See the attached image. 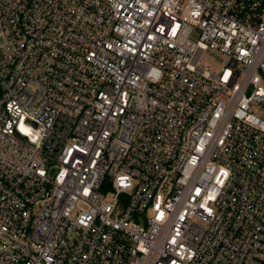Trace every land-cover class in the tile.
Returning <instances> with one entry per match:
<instances>
[{
	"label": "built area",
	"instance_id": "1",
	"mask_svg": "<svg viewBox=\"0 0 264 264\" xmlns=\"http://www.w3.org/2000/svg\"><path fill=\"white\" fill-rule=\"evenodd\" d=\"M0 264H264V0H0Z\"/></svg>",
	"mask_w": 264,
	"mask_h": 264
},
{
	"label": "rangeland",
	"instance_id": "2",
	"mask_svg": "<svg viewBox=\"0 0 264 264\" xmlns=\"http://www.w3.org/2000/svg\"><path fill=\"white\" fill-rule=\"evenodd\" d=\"M206 61L212 63L216 68L220 67L222 64V59L219 57L206 58Z\"/></svg>",
	"mask_w": 264,
	"mask_h": 264
}]
</instances>
